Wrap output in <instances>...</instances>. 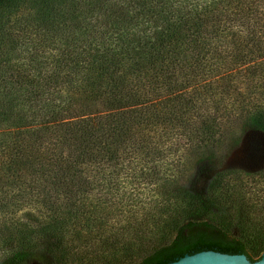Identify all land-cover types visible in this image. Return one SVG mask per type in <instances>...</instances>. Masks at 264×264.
<instances>
[{
    "label": "trees",
    "instance_id": "obj_1",
    "mask_svg": "<svg viewBox=\"0 0 264 264\" xmlns=\"http://www.w3.org/2000/svg\"><path fill=\"white\" fill-rule=\"evenodd\" d=\"M223 119L264 135V0H0V228L56 242L0 264H53L63 234L113 215L102 264L258 257L213 199ZM147 186L166 205L139 221ZM31 205L49 212L38 230L12 218Z\"/></svg>",
    "mask_w": 264,
    "mask_h": 264
},
{
    "label": "rangeland",
    "instance_id": "obj_2",
    "mask_svg": "<svg viewBox=\"0 0 264 264\" xmlns=\"http://www.w3.org/2000/svg\"><path fill=\"white\" fill-rule=\"evenodd\" d=\"M220 122L229 125V128L228 133L222 134L223 142L217 147L215 164L228 172L224 175L223 191L219 189L213 199L224 211L227 220L237 223L230 235L241 239L244 243L247 241L248 244L245 247L249 249L254 243L264 244V135L241 131L238 121L223 119ZM184 157L181 162L182 172L177 176L179 184L184 183L185 178L192 173L190 158ZM165 189V187L147 186L141 198V202L144 203L139 206L137 213L139 221H146L144 212L151 208L148 205L151 201L155 208L165 204L163 200ZM107 206L108 204H105V207ZM118 206L117 210L122 209L120 204ZM48 213V210L39 206H23L22 210L17 211L12 218L17 219L21 225L38 230V226L44 223ZM119 218L121 219L120 215ZM6 219L8 220L0 228L2 229L0 260L13 247L34 245L44 247L56 243L49 236L47 238L39 237V235L33 238L26 237L22 231L19 232L20 230L12 228L14 221L11 222L8 217ZM117 220L118 217L113 215L106 222L107 227L103 231L94 228L87 235L82 231H79V234L74 232L63 234L61 236L62 245L51 251L54 257V263H52L102 264L103 261L112 259L110 254L113 249L108 247L115 235H111L116 232L114 228L123 225L121 220L120 222ZM56 221L60 222L59 219ZM258 232L259 234L256 235ZM3 240H6V244H3ZM262 254L264 253L260 255Z\"/></svg>",
    "mask_w": 264,
    "mask_h": 264
},
{
    "label": "water",
    "instance_id": "obj_3",
    "mask_svg": "<svg viewBox=\"0 0 264 264\" xmlns=\"http://www.w3.org/2000/svg\"><path fill=\"white\" fill-rule=\"evenodd\" d=\"M167 264H264V254L248 261L242 254L228 255L224 252L200 251L184 255Z\"/></svg>",
    "mask_w": 264,
    "mask_h": 264
}]
</instances>
